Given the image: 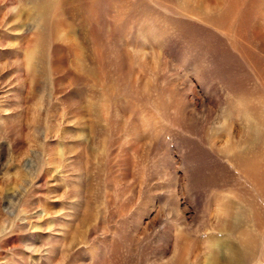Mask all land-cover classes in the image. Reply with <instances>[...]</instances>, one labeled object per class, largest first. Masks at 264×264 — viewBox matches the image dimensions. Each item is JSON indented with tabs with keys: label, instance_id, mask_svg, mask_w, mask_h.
I'll return each mask as SVG.
<instances>
[{
	"label": "rangeland",
	"instance_id": "obj_1",
	"mask_svg": "<svg viewBox=\"0 0 264 264\" xmlns=\"http://www.w3.org/2000/svg\"><path fill=\"white\" fill-rule=\"evenodd\" d=\"M179 238L180 264H264V0H0V264Z\"/></svg>",
	"mask_w": 264,
	"mask_h": 264
},
{
	"label": "bare ground",
	"instance_id": "obj_2",
	"mask_svg": "<svg viewBox=\"0 0 264 264\" xmlns=\"http://www.w3.org/2000/svg\"><path fill=\"white\" fill-rule=\"evenodd\" d=\"M37 1V0H36ZM52 3V2H51ZM49 4V3H48ZM45 12V11H44ZM47 14H49L48 12H47ZM47 27V26H46ZM251 149H252V146L251 145H248L245 149H244V151L243 152H247V153H251ZM240 156V155H239ZM242 168L244 169V170H246L245 172H249L250 171V173H252V174H255V172H257L258 171V169H259V167H258V162H256L255 160H253L252 162H249V163H246V165L245 164H242ZM227 209L225 208V209H223V211H224V213H223V215H221L220 214V219H219V222H221V224H222V227H223V229L224 228H226V226H229L230 228H237L238 230H240L241 232L238 234V236L239 235H241V236H239V238H240V243H241V245L244 247L243 249H245L249 244L251 245V244H253L254 243V240H255V238L253 239V238H251V236L248 234V233H246L244 230H242V228H241V220H240V217L242 216H244V218H246L245 217V215L246 214H240V216H238V215H236V217L237 218H235V216H234V218H233V215L230 213V212H227L226 211ZM226 215V216H225ZM222 217V218H221ZM229 217V219H226V218H228ZM183 241H184V238H179L178 239V241H177V248H178V251L175 253V256H174V258L171 260V261H168L166 264H180V260H181V257H182V253H183V251H182V249H180V244L181 243H183ZM223 243H225V242H223ZM184 244V243H183ZM216 246H217V248L215 249V250H211L210 252V256L212 257L211 259L214 261H216V255H220V254H222L223 253V257H225V258H223L224 259V263L225 264H229V261H232V259H234V258H236V260H237V257H239V255H240V253L242 252L241 251V249H236V247L234 248L233 246H231V245H229V244H227V245H222L221 247H219V244H216ZM183 247V246H182ZM212 247H214V246H212ZM238 247V246H237ZM246 249H249V248H246ZM249 251H251V250H249ZM221 252V253H220ZM243 253V252H242ZM239 254V255H238ZM244 254V253H243ZM245 254H246V252H245ZM244 254V255H245ZM218 255V256H219ZM213 261H211L210 263H208V264H213ZM233 262V261H232ZM165 263V262H164ZM182 264V263H181ZM231 264V263H230Z\"/></svg>",
	"mask_w": 264,
	"mask_h": 264
}]
</instances>
